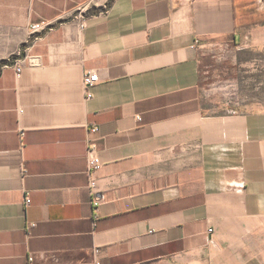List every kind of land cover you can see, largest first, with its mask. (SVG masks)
<instances>
[{"label":"crops","instance_id":"crops-1","mask_svg":"<svg viewBox=\"0 0 264 264\" xmlns=\"http://www.w3.org/2000/svg\"><path fill=\"white\" fill-rule=\"evenodd\" d=\"M257 17L264 0H0V61L30 43L0 67V264H264V112L203 98L207 64L264 46Z\"/></svg>","mask_w":264,"mask_h":264},{"label":"rangeland","instance_id":"rangeland-1","mask_svg":"<svg viewBox=\"0 0 264 264\" xmlns=\"http://www.w3.org/2000/svg\"><path fill=\"white\" fill-rule=\"evenodd\" d=\"M258 18L262 17L253 21ZM22 53L21 49L6 54L0 67L7 66L4 61ZM232 57L225 54L222 60L207 64L203 85L205 106L220 114L264 112V46L252 47Z\"/></svg>","mask_w":264,"mask_h":264},{"label":"built area","instance_id":"built-area-1","mask_svg":"<svg viewBox=\"0 0 264 264\" xmlns=\"http://www.w3.org/2000/svg\"><path fill=\"white\" fill-rule=\"evenodd\" d=\"M82 19L83 17L80 16ZM49 24L46 23H42V24H37L34 25L31 29H38V33H43L44 31H46L47 27ZM81 27L83 28L84 26L81 25ZM17 74H21L22 72V67L20 66V64H18V69L16 70ZM99 78H98V74L95 73H90L89 75H87L84 78V87H85V91L87 92V98L91 99L93 97L92 94V89L94 88V86L98 83ZM94 150L91 149L90 150V156L88 159V175H89V184H88V190L91 194V196L93 197V203L95 207H98L99 204L102 202L103 200V195L102 193L98 190V180H97V173L98 171L101 169L102 167V162L100 160L99 157L93 155ZM26 204L29 205L30 204V199L29 197L26 200ZM213 230L210 229L209 233H212ZM32 259H29V262H32ZM100 264V263H97Z\"/></svg>","mask_w":264,"mask_h":264},{"label":"trees","instance_id":"trees-1","mask_svg":"<svg viewBox=\"0 0 264 264\" xmlns=\"http://www.w3.org/2000/svg\"><path fill=\"white\" fill-rule=\"evenodd\" d=\"M112 4V2L108 5V7ZM107 7V8H108ZM106 9H100V10H97V11H94V13H100L102 11H105ZM264 21V18H258L257 20H254L253 23L254 24H257V23H260V22H263ZM30 45L29 44H26V45H23L22 46V51H24L26 49V47H28ZM17 58L15 56L12 57V59L10 61H4L3 64L7 65V66H10L12 64H14V61L16 60Z\"/></svg>","mask_w":264,"mask_h":264},{"label":"bare ground","instance_id":"bare-ground-1","mask_svg":"<svg viewBox=\"0 0 264 264\" xmlns=\"http://www.w3.org/2000/svg\"><path fill=\"white\" fill-rule=\"evenodd\" d=\"M30 33L31 34H36V33H38V29H31Z\"/></svg>","mask_w":264,"mask_h":264}]
</instances>
